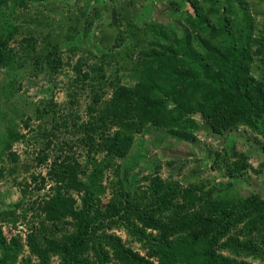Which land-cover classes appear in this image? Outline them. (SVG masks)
I'll list each match as a JSON object with an SVG mask.
<instances>
[{
  "label": "rangeland",
  "instance_id": "374dc122",
  "mask_svg": "<svg viewBox=\"0 0 264 264\" xmlns=\"http://www.w3.org/2000/svg\"><path fill=\"white\" fill-rule=\"evenodd\" d=\"M210 1L202 3L207 14L211 8L220 10L224 0ZM183 2L0 0V32L7 41L5 65L0 66V235L5 245L13 244L8 264H63L59 248L84 222L89 228L84 245L72 249L73 264H123L107 243L108 235L152 264H158L164 247L161 234L175 242V253L182 248L187 252L192 243L224 256H231L223 245L228 235L249 230L252 237H264L263 115L232 123L216 134L190 114L196 123L189 128L190 140L143 125L131 133L122 158L106 160L96 180L100 191L89 198L69 187V174L62 172L65 168L74 181L83 182L94 163L106 159L98 138L111 135L117 126L110 117L102 118L104 108L118 88L143 81L142 75L153 67L146 58L153 45H167L173 32L181 36L186 28ZM230 6L233 30L242 23L244 10L250 17V60L245 65L248 76L262 81L264 51L252 42L262 40L264 46V0H231ZM187 29L189 39L205 35ZM192 98L196 96L183 101ZM166 105L175 109L171 101ZM87 133L94 142L87 143ZM213 156L219 165L216 172L210 169ZM242 157L248 166L241 175L225 174V168L234 170ZM74 162L78 165L72 170L69 164ZM201 187L218 202L238 199L245 215L226 214L224 207L211 215L212 225L197 227L208 232L174 234L173 219L184 211H200L198 204H189V193ZM251 201L260 202L262 219ZM61 206L86 218L62 215ZM144 209L155 228L144 221ZM178 255L170 263L177 264ZM233 259L264 264L251 253Z\"/></svg>",
  "mask_w": 264,
  "mask_h": 264
},
{
  "label": "trees",
  "instance_id": "16d2710c",
  "mask_svg": "<svg viewBox=\"0 0 264 264\" xmlns=\"http://www.w3.org/2000/svg\"><path fill=\"white\" fill-rule=\"evenodd\" d=\"M183 1L187 7L186 12L183 11L185 15L182 20L186 28L180 30L181 36L173 32L172 40L167 45H158V43L153 45L150 55L146 57L147 66L151 64L153 67L142 75L143 81L139 80L133 88H118L104 108L102 118L110 117L109 122L117 126V130L111 135L100 134L98 138L101 148L106 150V159L94 163L83 182L74 181L75 176H71L70 171L65 172V168L62 169L64 174H69L67 176L70 182L68 186L75 188L77 192L82 191L85 198L100 191V185L96 180L107 164L106 160H111L113 157L122 158L130 146L131 133L139 131L143 125L162 127L173 137L190 140L192 134L189 128L196 126L195 120L189 118L190 114L198 117L207 129L216 134L237 121L247 122L251 120V117L255 119L261 115L264 116V79L255 81L248 76V68L245 65L250 60L246 52L251 41L250 17L247 12L243 11L242 23L237 24L236 30H233V23L230 20L233 12L230 6L231 0H224L222 4L217 2L220 10L210 7L212 10L210 14L206 13L202 5L204 0ZM210 17L214 21L210 22ZM187 27L196 28L199 32H205V35L196 34L189 39L190 33ZM262 33H264V28ZM6 43L2 31L0 32V66L2 67L6 60ZM252 43L257 44L259 48L262 47L264 51L262 40L260 43ZM184 95L186 97L195 95L196 99L183 101ZM166 101L173 102L175 109H166ZM123 130L125 132H122ZM85 137L87 143L94 142L91 133H87ZM9 138L14 139V136H9ZM217 156L212 157L210 164V169L215 172L219 167L215 160ZM77 165L75 162L69 164L72 170ZM247 166L242 157V160L236 162L234 170L225 168V174L229 173L232 177H238ZM65 177L66 175L58 179ZM158 188L160 187H157V190ZM171 193L169 190L165 192L168 197H171ZM189 196V204H198L200 211L196 213L184 211L177 219H173V232L176 235L188 233L189 237H193L202 231L208 232V230L197 227L212 225L214 219L211 215L223 211L224 207L226 214L235 213L240 217L245 215L238 199L231 201L224 199L218 202L209 194L203 193L202 187L193 188ZM252 204L255 209L260 206V202L257 201H253ZM61 207L62 215L70 214L75 218L81 216L73 208ZM158 208H160L159 205ZM250 209L253 210L254 207L251 206ZM256 214L258 219H262L259 209L256 210ZM81 218H86V216H81ZM152 220L151 215L147 214L144 209V221L149 225L148 227L155 228V222ZM88 228L87 222L77 225V232L68 237V242L59 248L64 260L63 264L74 263L72 249L75 246L84 245L85 232ZM219 231L221 236L225 234L222 230ZM232 235L226 236L223 242L231 253V257L215 254L212 249L206 247L201 251L193 247L192 243L187 252H184L187 248H182L175 253L173 251L176 247L175 242L172 240L170 243L166 235L161 234L159 241L164 243V247L162 252H158V264H173L170 262L174 261L173 258L177 254H179L177 264H250L242 259L238 261L233 259V257H241L250 253L264 261L263 236L252 237L249 230L247 232L240 230ZM144 236H146L145 233ZM107 239V243H112L114 250L120 254L123 264H152L137 252L123 248L119 238L108 235ZM11 246L13 244L5 245L0 235V264H8L7 261L12 251ZM154 251L157 252V248Z\"/></svg>",
  "mask_w": 264,
  "mask_h": 264
}]
</instances>
